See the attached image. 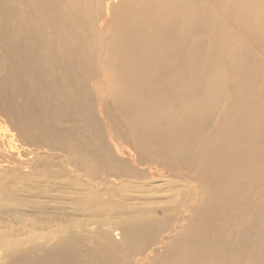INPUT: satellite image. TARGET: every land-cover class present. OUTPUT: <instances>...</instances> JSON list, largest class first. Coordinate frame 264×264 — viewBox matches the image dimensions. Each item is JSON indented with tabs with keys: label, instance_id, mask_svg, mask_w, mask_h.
<instances>
[{
	"label": "bare ground",
	"instance_id": "1",
	"mask_svg": "<svg viewBox=\"0 0 264 264\" xmlns=\"http://www.w3.org/2000/svg\"><path fill=\"white\" fill-rule=\"evenodd\" d=\"M1 27L0 264H264V0H0Z\"/></svg>",
	"mask_w": 264,
	"mask_h": 264
},
{
	"label": "rangeland",
	"instance_id": "2",
	"mask_svg": "<svg viewBox=\"0 0 264 264\" xmlns=\"http://www.w3.org/2000/svg\"><path fill=\"white\" fill-rule=\"evenodd\" d=\"M115 10H116L115 14L120 12V10H117L116 8H115ZM200 11L203 12V10H200ZM0 30L2 31V27L0 28ZM201 47H198V48H201ZM220 60H222V56L220 57ZM230 75L232 76V73ZM120 128L123 129L122 126ZM157 185H162V184H157ZM169 198H170V195H167L164 199L161 200L163 202H166L164 206H167V208L172 205V204L167 203V201H169ZM163 202H156V203H159V204H155V205L160 206L161 203H163ZM158 214H161V213H158ZM159 216H161V215H159ZM168 235H170V234H168ZM231 235H234V234H231ZM176 252H177L176 255L173 256L174 261H176L177 264L183 263L184 258L186 256V252H187L186 248L184 246H179L178 250ZM160 264H168V262L163 260V261L160 262Z\"/></svg>",
	"mask_w": 264,
	"mask_h": 264
}]
</instances>
